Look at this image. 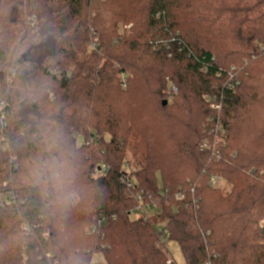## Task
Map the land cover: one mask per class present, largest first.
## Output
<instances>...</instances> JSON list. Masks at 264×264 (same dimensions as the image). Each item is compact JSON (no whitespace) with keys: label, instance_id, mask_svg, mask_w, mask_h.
<instances>
[{"label":"trees","instance_id":"obj_1","mask_svg":"<svg viewBox=\"0 0 264 264\" xmlns=\"http://www.w3.org/2000/svg\"><path fill=\"white\" fill-rule=\"evenodd\" d=\"M2 105L0 264H264V0H0Z\"/></svg>","mask_w":264,"mask_h":264},{"label":"built area","instance_id":"obj_2","mask_svg":"<svg viewBox=\"0 0 264 264\" xmlns=\"http://www.w3.org/2000/svg\"><path fill=\"white\" fill-rule=\"evenodd\" d=\"M232 71H234L233 68H232ZM232 78L233 77H231V79ZM236 85H239V82L236 83ZM236 85L233 84V83H229L228 84V88L231 89V90H234L236 88ZM123 87H124V85H123ZM176 91H177V88L175 86H172L171 87V94L172 95H176V93H177ZM3 108H4L3 105L0 106V111ZM213 108L216 109L219 112L221 111V105H218L216 103L213 105ZM2 119H4L3 115H2ZM213 135H214L213 142H211V143L205 142V143L202 144L201 148L204 149V150H209V151L215 152L213 154H214L215 158L217 159V161H219L221 159V155H220V153L216 152V150H217L218 145H220V144L224 145L225 144V136H226L225 131H224V129L222 128V126L220 124H216V127H215V129L213 131ZM107 171H108L107 167L103 166L101 168V173H105ZM130 172H131V170L129 169V167H127L124 175L120 179L121 185L126 186V187H131L132 186L133 183H132V180L129 177V173ZM224 183H225L224 180L222 178H220L219 176H212L210 178L209 186L212 187V188H221V186ZM139 199H141L140 196H139ZM176 199H177V201L182 202V201L185 200V196H184V194L179 193L176 196ZM155 210H156V207H154L150 203L142 204L138 208H136L135 216H136V218H142L144 220H148V219H150L151 217H153L155 215V214H153ZM100 218H101L100 223H102L104 221V217L102 215H100ZM156 230H157V232L159 234H161V237H160L161 243H166L167 242V236H165V234L162 233L163 227L162 226H157ZM101 251L102 252L104 251V247H102Z\"/></svg>","mask_w":264,"mask_h":264},{"label":"rangeland","instance_id":"obj_3","mask_svg":"<svg viewBox=\"0 0 264 264\" xmlns=\"http://www.w3.org/2000/svg\"><path fill=\"white\" fill-rule=\"evenodd\" d=\"M130 26V27H129ZM132 25H128V27L126 25H124L123 23L118 24V35L119 36H124L126 35L127 31L130 30ZM31 59H38L39 58V53H31L30 57ZM175 86V82L170 79V78H166V90L165 92H167V94L169 95V92H171V87ZM177 88V87H176ZM176 95L178 94V89L176 91ZM52 95V94H51ZM168 99V97H167ZM168 100H172V98L169 96ZM222 190L227 193L229 191V186L224 183L221 186ZM9 201L7 200V196L4 194L0 195V205L4 206V203H8ZM158 213V211H154L153 214ZM152 214V215H153ZM260 226L262 229H264V220L261 221ZM166 249L169 255V258L175 263V264H186V260L184 258V255L179 247V245L176 242H167L166 244ZM92 264H105V260L102 254H97L94 256V259L92 260Z\"/></svg>","mask_w":264,"mask_h":264},{"label":"water","instance_id":"obj_4","mask_svg":"<svg viewBox=\"0 0 264 264\" xmlns=\"http://www.w3.org/2000/svg\"><path fill=\"white\" fill-rule=\"evenodd\" d=\"M164 105H167V101L164 102Z\"/></svg>","mask_w":264,"mask_h":264}]
</instances>
